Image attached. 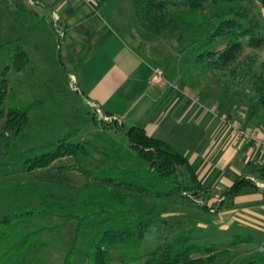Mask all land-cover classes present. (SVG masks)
I'll use <instances>...</instances> for the list:
<instances>
[{
	"label": "trees",
	"instance_id": "1",
	"mask_svg": "<svg viewBox=\"0 0 264 264\" xmlns=\"http://www.w3.org/2000/svg\"><path fill=\"white\" fill-rule=\"evenodd\" d=\"M108 1L100 0L95 10ZM11 3L0 0L5 12ZM130 7L141 31L171 39L179 56L189 51L185 78L205 84L217 99L219 115L241 112L242 126L264 137V0H130ZM15 8L8 15L16 18L17 31L0 43V49H10V64L0 68V177L36 176L44 186L64 192L30 187L21 193V205L0 203V264L46 248L41 235L53 234L58 225L32 228L34 217L71 225L61 264H111L113 255L122 263L230 264L228 249L196 243L193 226L182 228L187 217L171 216L172 210L186 206L206 215L215 211L189 158L168 141L148 135L144 127L126 130L112 121L134 154L104 132L75 141L78 129L56 142L18 151L29 139L30 112L43 103L7 108L13 95L10 74L30 72L27 47L48 27L44 21H27L22 8ZM53 26L49 29L62 38L55 22ZM70 172L78 173L83 183L74 186ZM249 176L264 183V165L247 163L241 177L225 189L219 209L232 205ZM239 239L238 244L253 240L246 233ZM147 244L153 248L143 251ZM238 264L264 263L252 258Z\"/></svg>",
	"mask_w": 264,
	"mask_h": 264
},
{
	"label": "rangeland",
	"instance_id": "2",
	"mask_svg": "<svg viewBox=\"0 0 264 264\" xmlns=\"http://www.w3.org/2000/svg\"><path fill=\"white\" fill-rule=\"evenodd\" d=\"M11 4L6 12L4 7L0 6L1 44L5 42L4 40H8L5 36L10 34V31L15 33L17 31L16 18H12L13 14L10 16L11 18L8 15L12 9L13 12L17 11ZM100 12L104 20L114 28L126 44L134 48L146 62L154 65L153 69L160 68L163 70L164 80H166L165 76H167L172 81L171 83L174 84H172L173 91H180L184 87L189 89L195 96L194 100L196 102L206 106L208 109L214 107L216 116L222 118L223 122L230 129L231 127L242 126L243 113L240 112L230 116L219 115L217 111V99L206 88L205 84L195 77L185 78L186 74H188L189 51L179 56L176 52V46L171 39L167 37L156 38L141 31L136 26L130 7V0H110ZM56 16L58 17L57 14L53 15L51 19L56 21ZM46 24L48 28L41 34L40 40L35 39L27 47L32 59L30 72L25 74H10L13 95L7 100V108H13L18 105H34L40 101L43 103L40 107L38 105L35 110L30 112L31 126L28 130L29 139L19 145L18 151H25L56 142L78 129L80 131L74 135L73 140L75 141L82 136L85 139H92L95 134L104 132L108 138L113 139L117 146L134 154L129 149L128 142L123 132L118 129V125H122L121 122H123L124 126H122L126 130L132 126H146L150 122L151 111L144 117L124 119L121 122L99 114L100 112H97L87 102V96L78 91L76 78L71 76L72 68L68 60L69 57L64 53V58H59V50L63 44V39L53 30L54 26L51 21L47 20ZM48 25L53 28L49 29L50 26ZM9 53L10 49H0V68L10 64ZM59 61L62 62V65ZM90 118H93V120ZM87 119L92 122L85 125L84 122ZM114 120L118 121L119 124L117 126L112 124ZM166 122L165 124H167ZM81 127L85 128L81 129ZM167 128L170 129V133L166 135L170 138L168 142L180 152H187L193 146H190L191 141L189 139L187 141L184 140L188 132L203 133L201 132L203 128H198L197 131L195 123L188 121V118L180 125L168 123ZM258 133L262 136L260 132ZM66 163H62L61 165ZM69 176L74 186H79L83 183V179L78 173L70 172ZM30 187H34L37 190L64 192L62 189L44 186L38 181L36 176L11 175L9 173L8 176L0 177V203L10 207L13 204L21 205L18 201L19 197L21 193L27 192ZM167 189L166 187L165 190ZM199 203L202 205L200 201ZM211 204L215 205L212 206L215 213L216 210L217 212L229 210L218 209V200L212 201ZM175 209L172 210L171 216L176 213L187 217L183 220L184 224L182 228H187L189 225L193 226L195 242L198 244H214L220 250L228 249L230 255L227 260H229L230 264H238L241 261L252 258H256L260 263H264L263 241L256 238L249 244H238L237 242L240 240L239 235L245 234V231L240 230L235 226L236 224L229 222V212L215 214L212 210L210 215H206L204 212L197 210L199 209L197 207L186 206ZM221 217L222 222L220 221ZM30 222L33 226L32 228L57 227V225L58 227L53 234L44 232L41 235L40 241L46 243V248L40 249L38 254L32 252L27 255L26 259L11 257L10 261L6 264H61L65 251L64 248L71 242V225H61V222L56 218L44 219L34 217ZM234 243H237V245L233 246ZM151 248H153V245L147 244V247H144L143 251ZM111 264L137 263H122L113 255Z\"/></svg>",
	"mask_w": 264,
	"mask_h": 264
},
{
	"label": "crops",
	"instance_id": "3",
	"mask_svg": "<svg viewBox=\"0 0 264 264\" xmlns=\"http://www.w3.org/2000/svg\"><path fill=\"white\" fill-rule=\"evenodd\" d=\"M12 1V6L22 8L27 21L54 23L51 17L58 15L56 24L63 32L59 56L63 59L65 53L69 57L78 91L87 96V102L99 114L121 122L144 117L151 111L150 122L143 127L148 135L166 141L170 140L166 136L170 133L168 123L180 125L188 118L197 131L203 128V133H187L184 140L189 139L193 146L181 153L194 165L212 197L209 206L214 205L212 201H222L225 189L241 177L247 163L264 165V150L255 149L248 142H237L231 129L214 113V107L208 109L196 102L189 89L173 91L174 84L167 76L163 84H150L154 65L126 44L95 10L100 0ZM246 179L232 205L220 208L229 210L216 213L229 212L231 224L264 244V183L250 176Z\"/></svg>",
	"mask_w": 264,
	"mask_h": 264
},
{
	"label": "built area",
	"instance_id": "4",
	"mask_svg": "<svg viewBox=\"0 0 264 264\" xmlns=\"http://www.w3.org/2000/svg\"><path fill=\"white\" fill-rule=\"evenodd\" d=\"M55 15V14H54ZM59 21L56 16L55 24ZM164 72L160 68L152 69L150 84L160 85L164 82ZM231 133L237 142H248L255 149L264 150V137L260 136L258 131L253 128H243L242 126L231 127Z\"/></svg>",
	"mask_w": 264,
	"mask_h": 264
}]
</instances>
